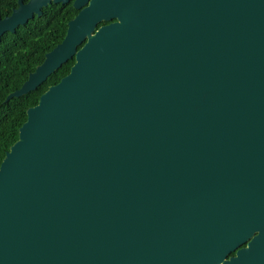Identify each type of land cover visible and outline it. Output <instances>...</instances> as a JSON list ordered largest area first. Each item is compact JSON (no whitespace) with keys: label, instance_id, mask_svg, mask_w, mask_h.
<instances>
[{"label":"water","instance_id":"water-1","mask_svg":"<svg viewBox=\"0 0 264 264\" xmlns=\"http://www.w3.org/2000/svg\"><path fill=\"white\" fill-rule=\"evenodd\" d=\"M72 1L6 99L75 59L0 166V264H264V0H19L0 43Z\"/></svg>","mask_w":264,"mask_h":264},{"label":"trees","instance_id":"trees-1","mask_svg":"<svg viewBox=\"0 0 264 264\" xmlns=\"http://www.w3.org/2000/svg\"><path fill=\"white\" fill-rule=\"evenodd\" d=\"M29 0H25L28 2ZM19 0H0V20L18 8ZM79 12L73 2L51 4L16 33H6L0 43V166L10 148L18 141L19 131L27 121V111L38 104L40 97L66 77L75 59L64 64L37 90L6 102L7 97L20 89L29 75L41 65L46 55L61 44L68 24Z\"/></svg>","mask_w":264,"mask_h":264},{"label":"flooded vegetation","instance_id":"flooded-vegetation-1","mask_svg":"<svg viewBox=\"0 0 264 264\" xmlns=\"http://www.w3.org/2000/svg\"><path fill=\"white\" fill-rule=\"evenodd\" d=\"M72 2H73V1H72ZM78 12H79V11H78ZM117 21H118V19H116V18H113L111 21H103V22H101V23L98 24V26H97V30H98L99 28L103 27V26H107V25H109V24H111V23H114V22H117ZM233 255H235V254L230 255L229 258H230L231 256H233ZM229 258H228V259H229Z\"/></svg>","mask_w":264,"mask_h":264}]
</instances>
